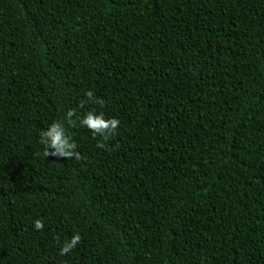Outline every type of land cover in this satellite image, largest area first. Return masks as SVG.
Returning a JSON list of instances; mask_svg holds the SVG:
<instances>
[{"label": "trees", "instance_id": "16d2710c", "mask_svg": "<svg viewBox=\"0 0 264 264\" xmlns=\"http://www.w3.org/2000/svg\"><path fill=\"white\" fill-rule=\"evenodd\" d=\"M0 264H264V0H0Z\"/></svg>", "mask_w": 264, "mask_h": 264}, {"label": "clouds", "instance_id": "9594fccd", "mask_svg": "<svg viewBox=\"0 0 264 264\" xmlns=\"http://www.w3.org/2000/svg\"><path fill=\"white\" fill-rule=\"evenodd\" d=\"M85 95L87 99L80 103V107H83L85 103H91L103 107V99L97 98L93 91L89 90ZM119 124L120 121L117 118H106L103 111L96 112L95 110H90L82 116H78L74 109L68 110L63 119L54 121L47 127V129L40 132L39 143L43 146L42 155L44 158L55 157L57 159L75 158L79 160L82 158L81 154L76 151V142L67 133L66 125L71 128L77 126L87 128L92 133L93 139L99 137L96 146L98 148H106V142L116 134ZM36 155L40 156L41 152H37ZM33 223L36 230H43L44 223L42 220L37 219ZM56 239L57 243L61 245L59 254L64 256L77 247L82 237L77 232L62 244L59 237Z\"/></svg>", "mask_w": 264, "mask_h": 264}]
</instances>
